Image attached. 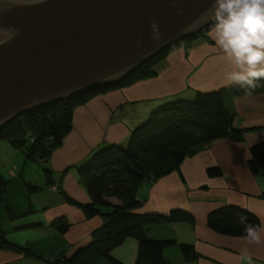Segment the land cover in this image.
<instances>
[{
	"label": "crops",
	"instance_id": "obj_1",
	"mask_svg": "<svg viewBox=\"0 0 264 264\" xmlns=\"http://www.w3.org/2000/svg\"><path fill=\"white\" fill-rule=\"evenodd\" d=\"M213 27L173 49L154 67V76L77 107L70 133L47 160L37 162L40 167L23 150L0 140V173L7 181L0 199V233L15 246L0 247V264H113L90 247L104 220L87 218L82 209L91 198L79 168L103 146H126L132 132L166 104L217 91L225 94L233 127L243 131L241 140L216 139L167 175L145 180L137 189L141 204L135 212L168 216L179 210L192 219L155 222L147 230L151 238L193 245L197 256L190 261L177 246L164 249L165 264H240L245 249L255 264H264V244L247 245L243 236L218 233L207 225L211 214L226 210L252 215L264 229V171L255 175L248 166L250 149L264 141V81L251 94H235V86L225 83L232 66L213 39ZM4 150L11 153L9 163ZM22 162H30L25 173ZM217 169L219 175L209 173ZM60 220L69 224L65 233L53 225ZM138 249V241L127 238L111 256L121 264H136Z\"/></svg>",
	"mask_w": 264,
	"mask_h": 264
},
{
	"label": "trees",
	"instance_id": "obj_2",
	"mask_svg": "<svg viewBox=\"0 0 264 264\" xmlns=\"http://www.w3.org/2000/svg\"><path fill=\"white\" fill-rule=\"evenodd\" d=\"M203 32L175 42L119 81V85L127 86L154 76L156 72L152 65L160 55L171 52L179 43L194 40ZM108 87L96 86L69 99L23 112L0 129V140H6L23 150L27 160L45 161L71 131L74 110L92 97L106 92ZM259 87L260 83L256 89ZM234 89L235 94L244 90L238 86ZM242 136L243 131L233 127V115L225 107L224 92L217 91L200 93L194 100L168 103L132 132L126 146L100 148L79 168L81 183L91 198V202L82 209L87 218L102 216L104 220L101 228L95 232V240L90 247L113 264L121 263L111 256V252L127 238L138 241L136 264H165L163 250L173 246L179 247L189 261L195 259L197 255L193 245L147 236V230L155 222H189L192 219L179 210L170 212L168 216L135 212L141 204L137 189L149 177L154 180L172 172L187 156L212 141L219 138L241 140ZM248 166L255 175L264 171V141L250 149ZM209 173L219 175L220 171L217 169ZM6 185L7 181L0 173V199ZM240 216L226 210L217 211L208 217L207 225L218 233L243 236L244 225L240 224ZM245 216L250 224L258 226L255 217ZM53 225L60 233H65L69 227L63 220ZM0 247L15 246L0 233ZM84 251L78 252L71 260H76Z\"/></svg>",
	"mask_w": 264,
	"mask_h": 264
},
{
	"label": "water",
	"instance_id": "obj_3",
	"mask_svg": "<svg viewBox=\"0 0 264 264\" xmlns=\"http://www.w3.org/2000/svg\"><path fill=\"white\" fill-rule=\"evenodd\" d=\"M211 0H0V129L21 113L112 86L212 25ZM182 8L183 14L176 9ZM160 36L153 38L151 23Z\"/></svg>",
	"mask_w": 264,
	"mask_h": 264
},
{
	"label": "clouds",
	"instance_id": "obj_4",
	"mask_svg": "<svg viewBox=\"0 0 264 264\" xmlns=\"http://www.w3.org/2000/svg\"><path fill=\"white\" fill-rule=\"evenodd\" d=\"M183 14L182 8L176 9ZM208 13H211L208 15ZM208 15L213 24V39L231 64L225 83L251 94L264 81V0H211ZM153 38H159L158 21L151 23ZM247 245L264 244V229L240 216ZM240 264H255L247 249L240 253Z\"/></svg>",
	"mask_w": 264,
	"mask_h": 264
},
{
	"label": "rangeland",
	"instance_id": "obj_5",
	"mask_svg": "<svg viewBox=\"0 0 264 264\" xmlns=\"http://www.w3.org/2000/svg\"><path fill=\"white\" fill-rule=\"evenodd\" d=\"M204 31V30H203ZM203 31H201V32H199L198 34H200V33H202ZM200 36V35H199ZM189 38V37H188ZM188 38H185V39H188ZM197 38V37H196ZM195 38V39H196ZM185 39H182V40H185ZM194 39V40H195ZM193 40H191V41H185V43H179L180 45L179 46H184L185 44H187L188 45V43H190V42H192ZM178 46V47H179ZM177 47V46H176ZM175 49V48H174ZM170 52H168V53H166L165 55H160L158 58H159V60L157 61V62H155V64H153L152 65V67L154 68L160 61H162L168 54H169ZM129 85H131V84H129ZM129 85H127V86H129ZM122 87H126V86H124V85H122V86H120L119 85V82L118 83H116L115 85H112V86H110V87H108V89L106 90V92H104L103 94H105V93H107V92H110V91H112V90H118V89H120V88H122ZM93 98V97H92ZM88 102V101H87ZM86 102V103H87ZM85 103V104H86ZM158 111V110H157ZM155 113V112H154ZM152 116V115H151ZM149 119H150V117H149ZM70 133V132H69ZM68 135V134H67ZM66 135V136H67ZM32 138V137H31ZM52 154V153H51ZM2 156L3 157H6V159L7 160H5L6 162H10V158H11V153H8L6 150H4L3 151V154H2ZM51 156V155H50ZM23 160H24V158H23ZM29 163L30 162H28L26 165H25V162H22L21 164H20V169H23L24 170V173L25 172H27V169H28V166H29ZM25 165V166H24ZM33 166H35L36 168H38V167H40L39 166V164L35 161L34 163H33ZM40 172V171H39ZM147 180V179H146ZM148 180H153L152 179V177H149L148 178ZM164 230V229H152L151 231H153L154 233L156 232V231H158V232H160V233H162V231ZM169 230V229H168ZM164 232H167V230H165ZM148 237L150 236V238L152 237V235H147ZM154 237H158V236H154Z\"/></svg>",
	"mask_w": 264,
	"mask_h": 264
},
{
	"label": "built area",
	"instance_id": "obj_6",
	"mask_svg": "<svg viewBox=\"0 0 264 264\" xmlns=\"http://www.w3.org/2000/svg\"><path fill=\"white\" fill-rule=\"evenodd\" d=\"M57 187L56 186H52L51 190H56Z\"/></svg>",
	"mask_w": 264,
	"mask_h": 264
}]
</instances>
